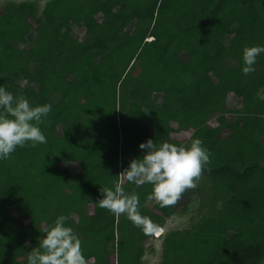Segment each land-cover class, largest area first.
<instances>
[{"label":"trees","instance_id":"obj_1","mask_svg":"<svg viewBox=\"0 0 264 264\" xmlns=\"http://www.w3.org/2000/svg\"><path fill=\"white\" fill-rule=\"evenodd\" d=\"M254 45H264V0L0 6V85L33 106L51 105L39 125L47 143L17 147L0 160V191L17 192L0 198V264H27L60 215L69 217L85 264H144L153 231L177 207L186 210L185 198L147 207L152 185L124 180L125 192L139 197L140 214L152 221L147 228L101 207L92 218L91 208L99 206L100 188L113 187L129 161L143 156L140 143L187 146L197 137L210 154L201 176L215 199L227 197L225 205L189 229L167 233L155 264L264 262V54L254 72L241 71L243 49ZM228 96L239 106L229 107ZM167 104L172 118L162 111ZM221 115L229 118L212 125ZM245 116L253 119L251 135L241 125Z\"/></svg>","mask_w":264,"mask_h":264},{"label":"clouds","instance_id":"obj_2","mask_svg":"<svg viewBox=\"0 0 264 264\" xmlns=\"http://www.w3.org/2000/svg\"><path fill=\"white\" fill-rule=\"evenodd\" d=\"M261 54H264V45L243 49L241 71L244 75L255 71L256 59ZM50 111V104L33 106L22 96L16 97L0 85V160L8 159L17 147L47 143L39 125L44 123ZM138 147L143 156L129 161L113 187L100 188V198L95 203L117 216L126 214L134 224L147 228L152 221L138 211V195L126 193L122 182L151 184L149 200L158 202L161 207L174 205L181 193L196 186L195 180L210 163V154L198 137L187 146L169 142L157 145L154 139L149 138ZM68 219L66 215L56 217L40 238L38 249L27 256V264H85L81 241L73 228L66 224ZM156 230L157 235L154 234ZM163 233L162 227H158L152 235L158 238Z\"/></svg>","mask_w":264,"mask_h":264},{"label":"rangeland","instance_id":"obj_3","mask_svg":"<svg viewBox=\"0 0 264 264\" xmlns=\"http://www.w3.org/2000/svg\"><path fill=\"white\" fill-rule=\"evenodd\" d=\"M22 1H34L37 4L38 8L41 9L48 0H0V6L8 2H22ZM209 42L210 44H213L215 42V39L210 37ZM151 46L154 49L156 47V42H152ZM205 63L206 61H204V64ZM174 64L180 67L183 66L180 60H176ZM163 71H164V66L159 69V72H160L162 81L165 82ZM204 80L207 83H210V79L208 76H206ZM31 82L32 83L38 82V80H36V78H33ZM22 84L25 85L26 82H22ZM49 90L50 92H53L55 89L53 87H50ZM260 95L264 97V90L260 92ZM230 96H228L227 98V105L232 108L238 107L240 104V99L239 100H235V99L229 100ZM162 111L165 112L168 118L173 117L172 105L167 104L165 107H163ZM226 118H229V116L221 115L217 117L216 119H213L211 121V124L216 125L219 121H223ZM252 123H253V119L251 116H245L241 123L244 129V132L248 135H251L250 126L252 125ZM150 126L152 128L157 129L158 131L161 132V134L164 135V132L161 129L162 127L160 125L151 123ZM169 137L175 138L177 136L175 134H170ZM81 168L83 167L80 165L74 166V170H78ZM195 185H196L195 187L199 188L197 192L194 191L193 188L195 187H193L191 188L193 190L188 188L180 195V198H185L184 206L186 207L185 208L186 210L184 211L181 210L183 205L181 206V208L177 207L175 212L172 213L170 217L166 218V220L163 222L161 227L164 233L162 234V236H160L158 239H154V237L152 236L153 238L147 242L146 252H145L146 254L143 257L144 264H155L158 262V260L160 259V254H161L162 247H163L162 239L167 233L171 231H183V230L189 229L197 225L201 219L209 217L212 214L214 215L216 213H219L220 209L223 208V206L225 205V201L227 197L221 195V196H218V199L217 198L215 199L214 194L211 191L210 183L208 182L206 178L200 176L198 179L195 180ZM14 187L13 189L6 191V192L0 191V198H7L9 196H13L14 194H17ZM154 203H156V201L148 200L145 203V206L150 207ZM97 207L99 206L95 205L94 208L92 207L90 211L91 217L95 219L101 216L100 208H97ZM51 224L52 223H50L49 225ZM222 258L225 259L226 255L223 254ZM261 264H264V262H262Z\"/></svg>","mask_w":264,"mask_h":264},{"label":"built area","instance_id":"obj_4","mask_svg":"<svg viewBox=\"0 0 264 264\" xmlns=\"http://www.w3.org/2000/svg\"><path fill=\"white\" fill-rule=\"evenodd\" d=\"M154 234L157 235V234H158V230H156V231L154 232Z\"/></svg>","mask_w":264,"mask_h":264},{"label":"crops","instance_id":"obj_5","mask_svg":"<svg viewBox=\"0 0 264 264\" xmlns=\"http://www.w3.org/2000/svg\"><path fill=\"white\" fill-rule=\"evenodd\" d=\"M182 113H185V112H182Z\"/></svg>","mask_w":264,"mask_h":264}]
</instances>
